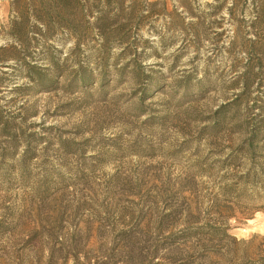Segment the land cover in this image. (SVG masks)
<instances>
[{"label":"rangeland","instance_id":"obj_1","mask_svg":"<svg viewBox=\"0 0 264 264\" xmlns=\"http://www.w3.org/2000/svg\"><path fill=\"white\" fill-rule=\"evenodd\" d=\"M143 1L116 0L123 31L107 40L91 17L73 21L79 40L58 24L48 43L30 34L21 51L42 86L0 68V264L264 256V141L247 136L264 122L254 0H146L139 13ZM9 19L0 0V47Z\"/></svg>","mask_w":264,"mask_h":264},{"label":"trees","instance_id":"obj_2","mask_svg":"<svg viewBox=\"0 0 264 264\" xmlns=\"http://www.w3.org/2000/svg\"><path fill=\"white\" fill-rule=\"evenodd\" d=\"M28 0V3H23L22 0H9V12L10 19L8 22L6 35L11 37L12 42L7 46L0 47V68H7L9 63L17 64L21 67V70L27 75L29 81L37 86H42L46 82L43 80L41 70L32 65L25 55H22L21 50L27 49L31 45L30 34L41 33V37L44 42L48 43V40L52 36L54 26L56 24L61 25L68 34L76 40H79L76 29L73 28V21L76 19L94 18L96 21V29L100 33V36L107 40L109 37H113L118 31H123V28L118 29L116 24L109 23L112 21V15L116 10L122 8V4H118L116 0ZM253 6V20L251 21L249 32L254 33L255 40L248 41L252 45V49L249 51L256 52L258 48L263 47V43H260L261 38H264V0H254ZM146 5V0L142 3H136L134 9L142 13ZM42 26V28H40ZM120 35V34H118ZM51 64L50 60L45 62ZM247 74H244V77ZM263 111V105L254 104L253 110ZM256 115H254L255 117ZM219 117V116H218ZM264 122L260 123V126L251 127L252 130L248 136V142L250 143L258 137H262L264 141V130L261 126ZM251 148V146H250ZM264 186V185H263ZM262 187V191H263ZM45 193L44 190L40 194ZM48 193V192H47ZM248 193V191H247ZM46 194V193H45ZM5 225L0 222V233L5 229ZM89 250L84 252L82 258L79 256H72L73 261L76 264H109L102 260H97L89 255ZM51 264V263H49ZM240 264H264V256L257 260H249Z\"/></svg>","mask_w":264,"mask_h":264}]
</instances>
